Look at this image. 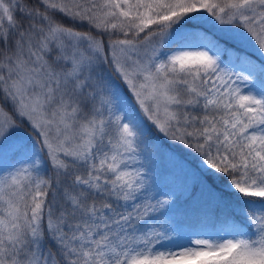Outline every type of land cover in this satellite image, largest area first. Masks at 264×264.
Masks as SVG:
<instances>
[{
	"label": "snow or ice",
	"instance_id": "snow-or-ice-1",
	"mask_svg": "<svg viewBox=\"0 0 264 264\" xmlns=\"http://www.w3.org/2000/svg\"><path fill=\"white\" fill-rule=\"evenodd\" d=\"M0 264H264V0H0Z\"/></svg>",
	"mask_w": 264,
	"mask_h": 264
}]
</instances>
